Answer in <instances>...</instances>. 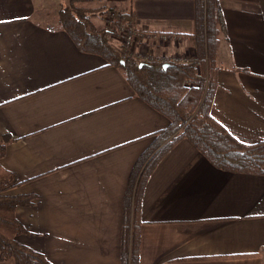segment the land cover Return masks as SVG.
Returning <instances> with one entry per match:
<instances>
[{
    "label": "crops",
    "instance_id": "1",
    "mask_svg": "<svg viewBox=\"0 0 264 264\" xmlns=\"http://www.w3.org/2000/svg\"><path fill=\"white\" fill-rule=\"evenodd\" d=\"M218 1L211 116L242 144L264 142V0ZM193 2L69 0L53 12L47 0H0V166L21 182L8 194L36 196L15 210L27 231L17 241L51 264H120L130 173L169 125L121 70L78 51L59 10L84 9L96 27L130 14L133 28L170 39L145 42L159 60L195 43ZM139 194L138 264H264V175L218 169L182 140Z\"/></svg>",
    "mask_w": 264,
    "mask_h": 264
},
{
    "label": "trees",
    "instance_id": "2",
    "mask_svg": "<svg viewBox=\"0 0 264 264\" xmlns=\"http://www.w3.org/2000/svg\"><path fill=\"white\" fill-rule=\"evenodd\" d=\"M193 3L198 67L192 62L123 61L110 45L117 34L97 30L84 9L68 6L59 10L58 21L78 51L97 55L106 67L121 70L135 96L169 120L168 127L156 134V144L137 159L130 173L123 202L120 264H138L139 193L158 162L180 141H189L218 169L264 175V142L242 144L211 116L217 85L218 35L223 29L221 11L218 0ZM112 16L117 29L132 27V15L114 12ZM186 82L194 85L186 87ZM9 141L7 136L2 138L0 159ZM20 184L14 173L0 166V259L15 264H51L44 255L15 240L27 233L15 217L16 208L31 206L36 199L33 194H8Z\"/></svg>",
    "mask_w": 264,
    "mask_h": 264
},
{
    "label": "rangeland",
    "instance_id": "3",
    "mask_svg": "<svg viewBox=\"0 0 264 264\" xmlns=\"http://www.w3.org/2000/svg\"><path fill=\"white\" fill-rule=\"evenodd\" d=\"M55 0H47V4L49 6H51V9H53V12H56L58 7H59V4H58V1H61V2H66L68 1L67 4H69V0H56V3H54ZM221 11V10H220ZM85 15L87 17L90 16V14L88 12H85ZM220 15H221V20H222V25H223V29L219 32V35L224 31V20H223V17H222V13L220 12ZM90 18V17H89ZM88 18V19H89ZM106 18L108 20H105V24L103 25V27H96L94 26L97 30H107L109 32H114L117 27L115 26V23H114V16L112 15H107ZM91 22V21H90ZM138 30V29H137ZM141 31V30H139ZM142 32V31H141ZM115 33V32H114ZM116 35V33H115ZM218 40H219V37H218ZM120 43H121V36L119 35L118 37H114L112 38V41L110 43V45L113 47V49L115 48H118L120 46ZM160 45H164V42H161ZM219 45H220V41H219ZM187 47L190 49L188 52H185V51H182V52H178L177 54H174V55H162L163 57H169V58H187V59H192L193 60V63H195V65L198 67L199 66V62H200V59L198 57V51H197V48H196V44L195 43H188L187 44ZM129 52H133V50L137 53H135V55H140V57H143V56H153L152 54V51L150 50L149 48V44H145V41H142L141 38H136L135 40L132 39L131 40V44L129 45V48H128ZM219 49V47H218ZM134 54V53H132ZM218 54V53H217ZM121 56V55H120ZM171 56V57H170ZM161 57V58H163ZM159 59L158 61L159 62H163L165 63L166 61H164L165 58L163 59ZM217 59H218V56H217ZM217 59H216V65L217 66ZM122 60V58H121ZM125 60H132V59H125ZM123 60V61H125ZM135 61V60H134ZM137 62H141V61H137ZM188 63H191V60H187ZM169 63V62H168ZM176 64V63H175ZM218 66H217V85H216V91H217V88H218ZM194 84L192 83H189V82H186L185 86L186 87H191L193 86ZM216 94V92H215ZM214 99H215V95H214ZM214 104V102H213ZM213 107V106H212ZM212 111V110H211ZM24 228V226H23ZM25 229V228H24ZM27 234V233H26ZM18 237V236H17ZM17 237L15 238V240L17 241ZM18 242V241H17ZM19 243V242H18ZM47 260V259H46ZM48 261V260H47ZM49 262V261H48Z\"/></svg>",
    "mask_w": 264,
    "mask_h": 264
},
{
    "label": "built area",
    "instance_id": "4",
    "mask_svg": "<svg viewBox=\"0 0 264 264\" xmlns=\"http://www.w3.org/2000/svg\"><path fill=\"white\" fill-rule=\"evenodd\" d=\"M117 34V37L120 35L121 36V43L120 46L118 48H115V50H117L120 55L122 60L125 59H132L135 61H141V62H147V61H151L154 60L152 59V56H143L140 57V55H135V52L133 50V52H129L128 48L129 45L131 44V40L132 39H136V38H141L142 41L145 42H157L158 44H160L161 42H164V44L170 42V39L166 36V35H151V34H144L141 31L131 27V28H118L114 31ZM114 38V37H113ZM134 53V54H132ZM187 60H191V62L193 63L192 59H187V58H165L164 61L169 62V63H176V64H188Z\"/></svg>",
    "mask_w": 264,
    "mask_h": 264
},
{
    "label": "water",
    "instance_id": "5",
    "mask_svg": "<svg viewBox=\"0 0 264 264\" xmlns=\"http://www.w3.org/2000/svg\"><path fill=\"white\" fill-rule=\"evenodd\" d=\"M123 63V62H122Z\"/></svg>",
    "mask_w": 264,
    "mask_h": 264
}]
</instances>
